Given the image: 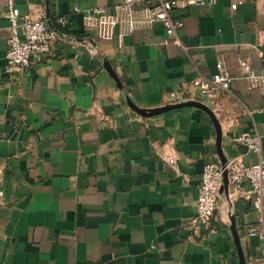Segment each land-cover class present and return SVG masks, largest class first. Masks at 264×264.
<instances>
[{"label":"crops","instance_id":"crops-1","mask_svg":"<svg viewBox=\"0 0 264 264\" xmlns=\"http://www.w3.org/2000/svg\"><path fill=\"white\" fill-rule=\"evenodd\" d=\"M121 2L15 0L56 38L41 60L6 73L0 0V264H264V242L248 233L259 214L232 188L209 225L188 224L207 161L264 159V89L249 88L240 62L264 72V0L176 7L180 43L162 42L161 22L124 34L117 25L107 38L84 25L82 10ZM218 65L229 88L201 93L193 81ZM172 91L206 108H134L186 101ZM242 132L260 135V154L235 140Z\"/></svg>","mask_w":264,"mask_h":264},{"label":"built area","instance_id":"built-area-1","mask_svg":"<svg viewBox=\"0 0 264 264\" xmlns=\"http://www.w3.org/2000/svg\"><path fill=\"white\" fill-rule=\"evenodd\" d=\"M151 1L122 0L121 3L113 5L112 12L104 6L86 8L82 10L83 22L85 26L96 29L100 38L109 37L110 29L117 25L122 27V34H124L144 23L161 22L165 30L162 42L164 44L180 43L178 31L183 27L184 22L180 17L171 16L173 9L187 4L215 2V0H159L150 9L149 15L140 16L138 6ZM73 9L78 11L79 7L74 6ZM6 17L10 32L7 38L4 69L6 73H12L29 68L32 61L41 60L46 56L56 37L46 18H34L22 13L15 0H6ZM58 21L63 24L66 17L59 16ZM92 50L97 52L95 48ZM240 62L249 88L264 89V72L256 73L245 59ZM232 79L229 72L218 65L217 71L211 78L207 80L197 78L193 81V85L198 87L201 93L215 94L218 90H227ZM179 94L178 91H172L171 99L188 100ZM235 140L245 145L247 150L260 154L262 143L259 134L242 132L236 136ZM171 159L174 160L172 157ZM224 171L227 175L228 188H232L233 192L239 196L249 198L252 207L259 214L256 220L257 226L249 229V235L256 236L264 242V159L261 157L251 163H245L237 157H230L225 163L207 161L200 175L195 211L188 221L189 227L198 230L210 224L215 216ZM261 251L264 255V243Z\"/></svg>","mask_w":264,"mask_h":264},{"label":"water","instance_id":"water-1","mask_svg":"<svg viewBox=\"0 0 264 264\" xmlns=\"http://www.w3.org/2000/svg\"><path fill=\"white\" fill-rule=\"evenodd\" d=\"M48 24L49 26H51L50 20L47 18ZM132 105V104H131ZM186 105H196V106H202L204 108H206L204 105H202L200 102L196 101V100H186L183 102H178V103H174V104H167L165 106H160V107H156V108H151V109H144V108H136L134 107V105H132L138 112L142 113V114H155V113H159L165 110H168L170 108H175V107H180V106H186ZM225 159L222 160V163H225ZM220 193H228V181H227V175H226V171H224L223 174V182L220 186L219 189Z\"/></svg>","mask_w":264,"mask_h":264}]
</instances>
